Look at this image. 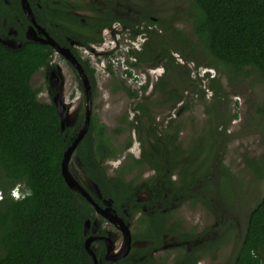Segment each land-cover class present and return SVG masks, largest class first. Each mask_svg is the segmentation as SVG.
Listing matches in <instances>:
<instances>
[{
	"label": "trees",
	"instance_id": "1",
	"mask_svg": "<svg viewBox=\"0 0 264 264\" xmlns=\"http://www.w3.org/2000/svg\"><path fill=\"white\" fill-rule=\"evenodd\" d=\"M28 2L36 21L61 42H66L68 35L82 44L95 42L99 38L95 28L116 21L130 27L133 37L139 31L135 29L136 20L116 16L111 6L92 3L89 6L98 9L96 15L83 20L72 12L74 6L69 0ZM186 14L197 39L193 43L185 33L174 35L179 44L177 51L182 57L193 60L194 55L200 54L207 61L196 60V67L207 65L218 71L223 68L235 76L252 73L264 79V0H191ZM139 20L146 21L141 31L147 39L140 49H130V55L135 58L133 64L155 66L162 63L167 73L181 67L175 64L170 53L171 42L164 38L166 25L148 13ZM30 24L21 0H0V36L22 41V46L17 47L0 39V264H95L85 246L87 237L84 234L86 220L93 223L97 217L95 204L70 187L62 173L64 153L76 138L84 114L77 123L63 129L55 102L39 97L40 88L33 86L32 77L38 70L50 66L54 48L28 39L26 30ZM153 24L158 25L161 32ZM11 26L18 29L17 35L9 34ZM78 58L94 89L95 68L87 58ZM127 72L131 74V71ZM165 81L169 84L167 79ZM216 81H220V75L211 79L209 88L218 93L220 86L214 84ZM159 83L165 86L159 81L155 90ZM80 87L83 89L82 84ZM120 87L131 96L138 94L125 82ZM147 87L148 84L143 85L142 89L146 91ZM171 92L173 105L184 102L182 96L175 95V90ZM136 109L147 112V106L142 102L137 103ZM257 111L264 115V104L258 106ZM149 119L150 130L141 125L140 114L132 120H128V115L120 119L122 124L130 126L129 130L134 128L139 132L142 145L141 155L129 154L126 157L128 164L121 167L128 173L134 168L138 170L133 180H126L120 171L115 176L108 175L103 164L108 157H117L128 149L132 137L128 136L123 147H117L108 134V127L100 123L95 114L75 151L83 175L112 202L111 206L119 216L127 221L130 219L128 212L132 215L142 212L138 223L144 225L145 237L150 241L147 247L135 249L136 257L147 252L145 258L135 259L134 254L111 263L105 261L104 242L99 240L95 253L104 264H165L151 254L162 248L166 232L173 234L175 224L169 223L172 213L187 201L192 204L211 202L208 195H203L209 191L208 181H211L216 155L210 150L202 160H194L200 149L196 150L197 154H187L176 141L178 132L160 133L157 126H153L155 118L149 115ZM139 120L140 124H134ZM172 121L166 127H171ZM114 131L119 134L126 128L119 126ZM69 166L80 180L70 163ZM147 166L154 170L153 176L139 181ZM251 170L264 180V156L260 161H251ZM174 175H178L177 179L172 178ZM18 185L22 194L15 198L11 190ZM141 192H146L147 197L140 199ZM91 196L99 206L102 205L96 194ZM181 236L188 239L194 235ZM182 249L181 256L180 251L176 256V264H180L179 258L182 264H197L196 250L193 247L191 251ZM232 264H264V193L249 210Z\"/></svg>",
	"mask_w": 264,
	"mask_h": 264
},
{
	"label": "rangeland",
	"instance_id": "2",
	"mask_svg": "<svg viewBox=\"0 0 264 264\" xmlns=\"http://www.w3.org/2000/svg\"><path fill=\"white\" fill-rule=\"evenodd\" d=\"M79 1L98 2L103 5L106 2L69 0L75 7ZM107 1L116 16L136 20L135 29L138 25L142 27L146 24V21L139 20L146 13L165 24L167 30L164 38L171 42L170 53L175 64L181 65L168 73L162 63L155 66L146 63L134 65L135 58L130 55L129 50L132 45L140 48L143 38H135L140 42H132L133 38H129L130 41L126 39L127 31L121 21H116L121 23H116V30L106 29L103 33L105 38H102L103 42L106 39L108 48L111 47L108 45L115 44L114 40L117 39L116 48L110 51L106 49V52H100L98 55L92 44L79 47L81 56L88 58L95 68L93 113L100 123L108 127V134L117 147H123L128 136L133 140L130 149L115 158V165H119L118 161L123 160L129 152L138 157L142 147L139 132L134 128L129 130L128 124L121 123L120 119L125 115H128V120H132L135 115L140 114L143 120L141 125L146 130H150L151 115L155 118L153 126H157L160 133L178 132L176 141L181 149L187 154L200 152L194 157L196 161L202 160V156L212 150L216 161L211 181H208L209 191L203 195L211 198L210 204L201 201L192 204L187 201L172 213L169 223L175 224L173 234L166 235L162 251L158 254L161 258L170 254L168 264H172L180 246L191 245L199 258L197 264H232L245 231L249 210L264 193V180L256 177L251 170V161H260L264 156V115L257 111V107L264 104V79L252 73L235 76L223 68L218 71L207 65L196 67V60L200 63L207 61V58L200 54L194 55L193 60L182 57L181 52L177 51L178 41L173 37L176 33H185L191 42L195 43L197 39L186 14L191 0ZM75 12L91 13L90 10L79 6L78 9L75 8ZM152 26L159 29L156 24ZM119 30L121 36L118 35ZM119 37L121 39H118ZM0 39L7 45H13L7 38L0 36ZM53 59L63 68V96L66 97L67 105L71 106L68 111L73 123L85 110L83 90L80 88L76 70L59 55L55 54ZM127 71H131V74ZM50 73L51 69L42 68L32 77L33 86L40 88L39 97L48 102L53 100L48 90L47 80ZM219 75L220 83H214L220 86L219 92L216 93L209 88V83L214 76L217 78ZM166 79L169 84H166ZM159 81L165 86L159 83L155 90L154 86ZM122 82L131 90H137V96L129 95L120 87ZM146 84L148 87L144 91L142 86ZM165 90L168 94H165ZM173 90L176 91L175 95L184 98L183 103L173 105L170 99L174 97L171 92ZM138 102L146 104L147 112L142 113L136 109ZM171 119V127H166ZM134 124H140V120ZM119 126L126 128V131L116 134L114 128ZM197 149L200 151L196 152ZM70 164L80 179L88 183L77 166L75 155L71 157ZM142 172V178H146L153 170L147 166ZM177 177L178 175H174L172 178ZM136 219L137 215L130 225L132 234H137L141 228ZM95 224L96 227L107 229L113 242V250L119 251L123 244L119 229L105 218L98 217ZM182 234L194 236L187 239L182 237ZM146 243L145 240L139 239L135 243L133 241L130 248L144 246Z\"/></svg>",
	"mask_w": 264,
	"mask_h": 264
},
{
	"label": "flooded vegetation",
	"instance_id": "3",
	"mask_svg": "<svg viewBox=\"0 0 264 264\" xmlns=\"http://www.w3.org/2000/svg\"><path fill=\"white\" fill-rule=\"evenodd\" d=\"M6 2H7V0H5ZM104 1H106L105 2V4L103 5V6H110V4H109V1H107V0H104ZM29 3V2H28ZM92 3H98V2H89V3H86L85 1H79L78 2V4H76L77 5V7H75V4H72V3H70V5H72V6H74V7H72V12H74V13H76L79 17H81L83 20H85L86 19V17H88V16H90V15H96V12L98 11V9L96 10V8H93V7H90L89 5L90 4H92ZM78 6L80 7V8H82V9H84V10H90L91 11V13H84V14H80V13H78V12H75V8L76 9H78ZM23 7V6H22ZM29 7H30V10H31V12H32V15H33V17H32V19H30L29 17V20H30V22L32 23V24H30L29 25V27L30 26H32L33 25V23H34V21H36V18H35V13H34V11H33V9L31 8V6H30V4H29ZM112 8V7H111ZM23 11L25 12V14L27 15V12L25 11V9L23 8ZM28 16V15H27ZM37 22V21H36ZM38 23V22H37ZM116 23H119V24H121L120 22H114V23H112L111 25H108V26H105V27H103V28H95L96 29V31L99 33V38H98V40L97 41H95V42H91V43H88V44H92V45H94L95 46V49H96V54H98V55H100L99 53L100 52H106L107 50L108 51H110V50H112V49H114V48H116L117 46H118V42H117V39H115L114 41V43L115 44H113V45H108V46H111L110 48H108L106 45H107V41H106V39H105V42H103V40H102V38L104 39L105 38V35L103 34L104 33V31L106 30V29H111V30H116L114 27H117L118 25L116 24ZM41 27H43V28H45L43 25H41L40 23H38ZM139 27H136L137 29H139V31L137 32V34L135 35V37H133V35H132V33L131 32H133L132 31V29L130 28V27H125L124 25H123V27H125V31H127V34H126V39H128L129 40V38L130 39H132L133 38V40H132V42H140L139 40H140V38H143V40H142V42H141V46H142V43L143 42H145V40L147 39V35L144 33V32H142L141 31V29L144 27V26H142V27H140V25H138ZM29 27L27 28V30H26V37L28 38V39H31V40H34L33 38H31V37H28L27 36V33H28V30H29ZM74 27V26H73ZM10 29H11V32H10ZM45 30H46V28H45ZM102 30V31H101ZM47 31V30H46ZM48 32V31H47ZM49 34H50V32H48ZM9 34H12V35H17L18 34V29L17 28H15V27H13V26H11L10 28H9ZM39 34H40V36H44V34L43 33H41V32H39ZM51 35V34H50ZM118 35H120L121 36V32H120V30H119V32H118ZM52 36V35H51ZM53 37V36H52ZM136 37H138L139 38V40L137 39V41L135 40V38ZM7 39H8V41H11V44H13V46H17V47H21L22 46V41H20V40H16L15 38H13V37H6ZM54 38V37H53ZM55 39V38H54ZM118 39H121V37H119ZM128 40H126V41H128ZM34 41H36V40H34ZM55 41L61 46V47H64V48H68V49H70V51L72 52V54L80 61V59L78 58V56L79 57H81L82 59H84L82 56H81V53L79 52V47H81V46H83V45H87V44H82V43H80V41L77 39V38H74V36H66V42L64 41V42H61V41H59V40H57V39H55ZM130 41V40H129ZM36 42H40V41H36ZM41 43H44V42H41ZM47 44V43H46ZM50 45V44H49ZM99 45V46H98ZM120 46H121V44H120ZM53 47V46H52ZM136 47V45L135 46H133L132 45V48H135ZM54 48V47H53ZM141 48V47H140ZM140 48H136V49H140ZM107 49V50H106ZM130 51V50H129ZM59 55V57L60 58H63L65 61H66V63L69 65V66H71L74 70H76V72H77V74H78V78H79V83L80 84H82V87H83V97L85 98V110H84V112L83 113H81V115L82 114H84V120H83V122H80V125H79V127H80V129H79V131L83 128V126H84V124H85V118H86V110H87V95H86V86H85V84H84V82H83V80H82V78H81V76H80V74L78 73V71H77V69L73 66V64L70 62V60L65 56V55H63L62 53H60L58 50H56L55 48H54V51H53V53L51 54V57H50V66L49 67H46L45 69H51V73L49 74V79L47 80L48 81V90H49V93L51 94V96H52V98H53V101H55V98H59V100H61L62 101V103H65L66 104V126H69V125H72V124H75V123H77L78 122V120L80 119V116L79 117H77L75 120H74V122L72 123V116L70 115V113H69V109H70V107L71 106H68L67 105V103H66V100H65V96H63V94H64V90H63V88H64V84H63V75H64V73H63V68L60 66V64H58V63H56V61L53 59V57H54V55ZM78 56H77V55ZM88 59V58H87ZM56 63V64H55ZM81 63V62H80ZM81 65H82V63H81ZM83 67V66H82ZM83 69H84V67H83ZM84 71H85V69H84ZM85 73H86V71H85ZM86 75H87V77H88V80H89V84H90V87H91V91H92V102H93V94H94V89H93V85H92V83H91V80H90V78H89V76H88V74L86 73ZM58 77V79H56ZM94 77H95V73H94ZM95 85H96V82H95ZM95 88V87H94ZM94 113H93V110H92V114H91V119H92V115H93ZM90 124H91V120H90ZM90 126V125H89ZM78 127V128H79ZM89 130V129H88ZM78 131V132H79ZM78 134V133H77ZM78 146V145H77ZM131 147V146H130ZM130 147L128 148V149H130ZM128 149H126L124 152H126ZM76 151V150H75ZM75 151H74V153H73V155H75ZM123 152V153H124ZM131 152H132V150H131ZM123 153H121V154H119L117 157H120L121 155H123ZM129 154H132V153H127L124 157H123V160H119L118 162H119V165H115V163H116V161H114L115 160V158H117V157H108L107 159H105L104 161H103V164H104V167H105V169H106V172H107V174L108 175H117V171H120L121 173H123L122 175H123V177L126 179V180H128V181H130V180H133V178L136 176V174H137V172H138V170L136 169V168H134L133 170H132V172L131 173H128V172H125L124 171V169H122L121 167L125 164V165H127L128 164V161L126 162V157L129 155ZM72 155V156H73ZM132 155H134V154H132ZM141 155V151H140V154L139 155H137L138 157ZM135 156V155H134ZM136 157V156H135ZM76 162H77V166L79 167V165H78V159H76ZM70 163V162H69ZM80 169V168H79ZM145 170V169H144ZM153 170V169H152ZM69 171H70V174H71V176L86 190V191H88L89 192V194L90 195H92V193H94V194H96L98 197H99V199L101 200V202H102V205L101 206H99L105 213H107V214H110V215H112V216H116L119 220H121V223H122V225L119 223V222H112L111 220H109L106 216H104L103 215V213L102 212H99L98 210H97V208H96V206H94L95 207V214L97 215V217H96V219H95V221L93 222V223H91V221H90V227H89V230H88V233L87 234H85V226H84V234L86 235V237L87 238H89V237H92L93 239H92V241H91V243H90V249L91 250H93L94 251V253L96 252V249H98V243H99V240H103V242H104V247H105V250H103V256H104V259H105V261H109V262H111V263H113V262H116L117 260H119L120 258H125V257H128L129 255H134V257H136V250L138 249V248H144V247H147L149 244H150V241L145 237V231H144V225L142 224V223H138V219H139V217L141 216V211H138L136 214H134V215H132V212H128L127 213V215L129 214V216H130V219L129 220H125L124 218H122L121 216H119L118 214H117V212L115 211V209L114 208H112V206H111V204H112V202L109 200V199H106L104 196H102V194H101V192H100V189L92 182V181H90L88 178H87V181H88V183L86 182L85 184L83 183V180H78V178H76L75 176H74V174L72 173V170H70V166H69ZM80 171H81V169H80ZM82 172V171H81ZM142 173L143 172H141V174H140V176H139V181H142V180H146V179H149L151 176H153V174H154V170H153V173L151 174V175H149L148 177H146V178H142ZM83 174V173H82ZM128 174H132L131 176H127ZM130 178V179H128V178ZM137 184H138V182H137ZM87 186V187H86ZM92 192V193H91ZM146 195V196H145ZM147 193L146 192H141L140 193V195H139V198L140 199H144V198H146L147 197ZM92 197V196H91ZM94 200V199H93ZM94 205V204H93ZM109 210V211H108ZM125 212H127V209H125L124 210ZM137 215V219H136V223L138 224V225H140L141 226V228H140V230L138 231V233L137 234H132V231H131V227H130V225H131V222H133V219H134V217ZM102 216V217H101ZM98 217H100V218H105V219H108L110 222H111V224H113V225H115L118 229H119V231H120V233L122 234V237H123V244H122V246H121V248H120V250L119 251H115V250H113V242H112V240H111V238H110V235H109V232L107 231V229H103V228H100V227H96V220H97V218ZM90 220V219H89ZM128 231V234H130V242H129V245H128V248L126 249V242H127V234L125 233V231ZM100 231H104L105 233H101ZM166 235L168 236V232H166L165 234H164V240H165V237H166ZM136 236H137V238H136ZM135 237V238H134ZM87 238H86V240H87ZM139 239H142V240H145L147 243H146V245H144V246H137V247H134L133 249H131L130 248V245H131V243H133V241H134V243L137 241V240H139ZM186 240V239H185ZM86 242V241H85ZM163 245H164V242H163ZM163 245H162V248H163ZM162 248L160 249V250H158V249H155L154 251H152V256L154 257V258H156L157 260H163V261H165V264H168V259H169V257H170V254H168V256L166 257V258H161L160 256H159V252L160 251H162ZM182 248H185V249H187V250H189V251H191V249H192V247H191V245L190 246H188V245H184V246H180V249H179V251H180V253H179V257L181 256V254L183 253V249ZM136 249V250H135ZM88 250V249H87ZM89 251V250H88ZM90 252V251H89ZM146 253L147 252H145V253H143L142 255H138L135 259H139V260H141V259H143V258H145V256H146ZM119 254H121V256L120 257H118L117 255H119ZM95 256H96V259H97V261L95 262V260H94V258H93V260H94V263L95 264H104V262H102L98 257H97V255H96V253H95ZM166 256V255H165ZM164 256V257H165ZM93 257V256H92ZM176 257V256H175ZM176 258L174 259V262L172 263V264H176ZM179 260V262H180V264H182V262H181V260H180V258L178 259ZM198 262H199V260H198ZM197 262V263H198ZM149 264H151V263H149Z\"/></svg>",
	"mask_w": 264,
	"mask_h": 264
},
{
	"label": "water",
	"instance_id": "4",
	"mask_svg": "<svg viewBox=\"0 0 264 264\" xmlns=\"http://www.w3.org/2000/svg\"><path fill=\"white\" fill-rule=\"evenodd\" d=\"M22 6L25 9V11L27 12V15L30 19H32L33 15L32 12L30 10L29 7V3L28 0H21ZM39 32L43 33L44 36H40ZM28 37L33 38L36 41H40V42H44L47 44H50L51 46H53L56 50H58L60 53H62L63 55H65L70 62L73 64V66L77 69L78 73L80 74L85 86H86V95H87V110H86V118H85V124L83 126V128L78 132L76 138L74 139V141L71 143V145L66 149L65 153H64V158L62 161V173L65 176L67 182L69 183L70 187L78 190L79 192H81L90 202H92L93 204H95L97 210L99 212H102L104 216H106L109 220H111L112 222H119L121 225V220H119L116 216H112L110 214L105 213L99 206L98 203H96L93 198L91 197V195L89 194L88 191H86L70 174L69 171V162L71 160V157L74 153V151L77 148V145L79 143V141L81 140V138L88 132L89 129V125H90V120H91V114H92V110H93V102H92V91H91V87L89 84V80L88 77L80 63V61L72 54V52L70 51V49L68 48H64L61 47L56 41L55 39L45 30V28L41 27L36 21H34L33 25L29 27L28 33H27ZM58 79V77L56 78ZM55 104L57 106L58 109V113L60 114L61 117V126L64 129L66 127V104L62 103L61 100H59V98H55ZM109 211V210H108ZM90 227V220L87 219L85 222V234L88 233ZM125 233L127 234V242H126V249L128 248L129 242H130V234H128V231L126 230ZM92 237L87 238L86 242H85V246L86 248L90 251L91 255L93 256L95 262L97 261L95 253L93 250L90 249V243L92 241ZM118 257L121 256V254L117 255Z\"/></svg>",
	"mask_w": 264,
	"mask_h": 264
},
{
	"label": "clouds",
	"instance_id": "5",
	"mask_svg": "<svg viewBox=\"0 0 264 264\" xmlns=\"http://www.w3.org/2000/svg\"><path fill=\"white\" fill-rule=\"evenodd\" d=\"M11 194L15 198H19L22 194V190L20 189V186H16L11 190Z\"/></svg>",
	"mask_w": 264,
	"mask_h": 264
},
{
	"label": "built area",
	"instance_id": "6",
	"mask_svg": "<svg viewBox=\"0 0 264 264\" xmlns=\"http://www.w3.org/2000/svg\"><path fill=\"white\" fill-rule=\"evenodd\" d=\"M2 197L1 191H0V198Z\"/></svg>",
	"mask_w": 264,
	"mask_h": 264
}]
</instances>
